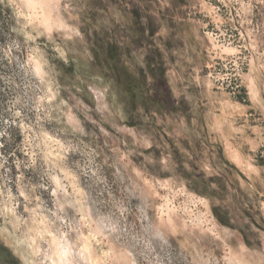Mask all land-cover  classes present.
I'll list each match as a JSON object with an SVG mask.
<instances>
[{
  "label": "rangeland",
  "instance_id": "374dc122",
  "mask_svg": "<svg viewBox=\"0 0 264 264\" xmlns=\"http://www.w3.org/2000/svg\"><path fill=\"white\" fill-rule=\"evenodd\" d=\"M0 264H264V0H0Z\"/></svg>",
  "mask_w": 264,
  "mask_h": 264
},
{
  "label": "trees",
  "instance_id": "16d2710c",
  "mask_svg": "<svg viewBox=\"0 0 264 264\" xmlns=\"http://www.w3.org/2000/svg\"><path fill=\"white\" fill-rule=\"evenodd\" d=\"M122 51H121V47H119L116 43H112L110 45V48L108 50V55L110 58L114 59V58H117V61L118 62H121V54ZM119 58H118V56ZM147 88V81L144 80V78L142 79L141 81V89H142V92H144V89ZM143 99L146 100V101H151L150 98H148L147 96H143Z\"/></svg>",
  "mask_w": 264,
  "mask_h": 264
}]
</instances>
